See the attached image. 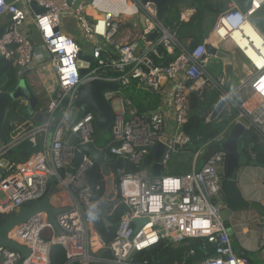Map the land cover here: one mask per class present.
<instances>
[{
	"label": "built area",
	"instance_id": "built-area-1",
	"mask_svg": "<svg viewBox=\"0 0 264 264\" xmlns=\"http://www.w3.org/2000/svg\"><path fill=\"white\" fill-rule=\"evenodd\" d=\"M32 6L42 12H34ZM263 8L264 0H249L245 10L230 2L211 28L209 39L189 49L158 20L155 5L142 0H90L88 4L82 0H0V61L12 63L17 81L25 80L35 100V112L46 117L43 124L33 122L27 101L21 97L7 110L5 121L8 115L11 121L6 141H0V160L9 151L15 153L0 177V217L8 221L22 208L38 204L51 187L49 206L62 210L55 216L60 235L55 234L43 212L11 231L7 238L29 255L23 258L0 247V264H50L55 246L64 250L66 264H131L133 255L160 242L176 248L196 239L205 240L212 249L209 258L196 264H249L248 258L234 253L220 217L226 207L223 182L227 154L222 150L206 154L213 144L221 145L236 124L254 131L264 146V35L252 22ZM194 14L188 7L178 14V22H188ZM68 18L92 43L89 55L98 65L91 68L92 64L84 77L77 66L83 48L62 30V22ZM242 23H249L261 37L262 48L248 44L254 57L237 48L230 38ZM152 34L158 37L149 41ZM215 42L229 45L244 60L245 77L233 90L226 88L223 74L215 77L210 73V62L216 58L206 55L205 47ZM158 49L170 58L166 64H156ZM92 80L120 86L117 91L103 93L114 117L107 140L114 145L100 146L104 138L97 137L95 116L89 108L79 109L74 121L66 124L79 87ZM131 83L135 84L132 89ZM147 89L158 95L160 104L140 112L134 104L138 102L137 91ZM210 93L216 94V101L204 123L212 121L218 102L224 103L221 115L232 119L220 136L191 152L186 161L189 170L171 174L169 162L184 158L192 146L193 140L184 131L191 97L202 101ZM156 143L166 149L157 178L150 175L153 162L145 166ZM23 144L30 146L31 154L18 161L20 151L16 149ZM88 144L109 158L107 175L88 154L76 160L79 148ZM114 161L122 166L114 167ZM94 167L104 182L99 197L100 188H92L86 178ZM92 210H98L101 219L110 224L118 219L110 241L101 238L92 217L86 215ZM257 223L258 251L264 260V218ZM193 254L189 251L185 260Z\"/></svg>",
	"mask_w": 264,
	"mask_h": 264
},
{
	"label": "water",
	"instance_id": "water-1",
	"mask_svg": "<svg viewBox=\"0 0 264 264\" xmlns=\"http://www.w3.org/2000/svg\"><path fill=\"white\" fill-rule=\"evenodd\" d=\"M71 1L72 0H69V2ZM142 2L152 3L155 5V7L157 8V18L160 22H163L166 15L174 9L191 6L190 0H142ZM31 9L36 13L42 12V10L36 9L35 6H32ZM139 21L142 23V17L139 18ZM157 37V34H152L151 36H149L148 40L154 41ZM205 50L206 55L215 56L217 62L222 64V74L225 78L226 83H228L232 74L230 55L222 49L214 48L211 45H206ZM157 54L160 56L162 54L161 50L158 49ZM77 58V66L80 69L79 74L81 77H84L88 73L90 66L94 62L93 57L89 54H86L84 51H80ZM119 88L120 86L116 82H107L104 80H92L90 82L82 84L77 91L76 101L66 124L70 125L74 121L79 109H81L82 107L89 108L93 111L95 116L94 126L96 129L97 137L99 139L103 138V136L109 132L114 118L110 107L104 100L103 93L105 91H117L119 90ZM147 91L153 93L151 89H147ZM20 97L24 98L27 101V112L33 117V122L41 124L46 122V117L43 114L35 112V100L31 95L25 80L20 79L11 92L0 93V141H6L7 139V132L5 129V117L7 110L13 100ZM223 107V102H218L216 104L212 115L213 120H215L219 116ZM244 134L245 130L243 129V127L236 124L231 128L226 139L220 145V150L224 151L227 154L223 182V191L226 197V207L220 211V217L222 222L227 227V234L229 237L233 236V232L230 228V220L238 210H251L258 213L264 218V206L260 203L250 202L246 200L237 182V173L242 167L249 166L253 168H259L264 171L263 164L248 161L242 154L239 142ZM29 149L30 146L28 144H23L20 145L16 149V151ZM165 152L166 149L164 146L158 143L153 146L151 150L153 164L150 169V175L152 177L157 178L161 175V162L164 159ZM14 153V151H9L0 160V177L4 174V170L7 169L9 160L13 157ZM81 154H88L97 164L101 165L103 174H108L105 163L108 162L109 158L100 153L93 144L81 146L78 153L76 154V160L79 159ZM53 191L54 188L51 187L38 204L31 207L22 208L15 217L6 221L0 227V247L16 251L21 254L23 258L27 257L29 255V252L25 248L10 241L7 238V235L15 228L21 227L22 225L27 223L31 218L35 217L36 214L42 212L46 213L48 223L52 226L55 234L60 235L61 231L57 226L55 216L61 213L62 210L53 209L49 206V200L53 194ZM104 209L105 204H102L100 207L101 213L104 212ZM102 222L107 227L111 226V224L106 219H102ZM240 256L247 258L244 255Z\"/></svg>",
	"mask_w": 264,
	"mask_h": 264
},
{
	"label": "trees",
	"instance_id": "trees-1",
	"mask_svg": "<svg viewBox=\"0 0 264 264\" xmlns=\"http://www.w3.org/2000/svg\"><path fill=\"white\" fill-rule=\"evenodd\" d=\"M190 1L191 6L189 8H193L195 10V14L189 19L188 22H178V14L175 12L174 20L176 21V25L174 32L179 41L183 43L189 42L188 47L189 49H192L207 39V36L215 24L218 16L227 9V5L230 0ZM174 11L175 10L169 12L166 15L164 19L165 22H171L170 20L172 19V12ZM168 61H170V58H168L164 64H166ZM91 68H98V65L93 64ZM103 68L104 67H102L101 70ZM16 73L17 70L14 68L12 63L4 60L0 61V91L11 92L15 88L18 82ZM130 86L131 87L129 88L132 89L135 84L131 83ZM215 99L216 94L214 93L205 94L202 101L198 100L194 96L191 97L188 123L184 127V131L193 140L192 146L188 149L189 152H194L198 147L208 140H214L220 136L225 131L232 119L231 116L228 119L218 118L209 122L208 124L204 123L203 118L208 112L211 111L213 104L215 103ZM134 104L137 106L140 112L156 108V105L149 107L139 102H134ZM10 121L11 116L8 115L5 121V128L7 131ZM258 141L259 138L254 131H245V134L240 139L239 146L242 154L244 156L246 155L245 158L248 161L258 162L264 165V146L260 145ZM99 144L100 146L103 145V147H106L107 145H114L115 143L104 139L103 141H100ZM218 150H220V145L215 143L208 148L206 156L208 157ZM30 154V151L22 150L19 152L17 160H25ZM145 162V166H149L152 162V158L147 157ZM113 166L120 167L122 166V162L114 161ZM181 173L183 172H175L171 174L179 175ZM86 178L88 184H90L92 188H100V191L96 194L97 197H99L104 191V182L102 180L100 170L97 167L88 170L86 173ZM86 215L92 217L95 228L104 241L108 242L113 238L114 230L118 222L117 218H115V220H111V227L107 228L102 222L101 214L98 210L86 212ZM6 219L7 218L5 217H0V227L4 224ZM189 251H193L194 254L186 261L184 257ZM104 255L108 256L107 253H104ZM211 255V247H209L205 240L202 239L184 241L176 248L172 247L166 242H160L147 251L133 255L131 264H196L204 261ZM49 258L50 264H66L65 252L59 246H55L51 249ZM248 261L249 264H259L258 261L255 262L250 258H248Z\"/></svg>",
	"mask_w": 264,
	"mask_h": 264
},
{
	"label": "crops",
	"instance_id": "crops-1",
	"mask_svg": "<svg viewBox=\"0 0 264 264\" xmlns=\"http://www.w3.org/2000/svg\"><path fill=\"white\" fill-rule=\"evenodd\" d=\"M230 2H233L236 6L241 8L242 10H245L249 5V0H230ZM228 6V5H227ZM188 7H181L178 8V14L180 12H183ZM252 22L255 26L258 27V29L262 32L264 35V28H262V23H264V8L260 10L258 13H256L252 19ZM72 35V34H71ZM73 37V35H72ZM75 38V37H73ZM207 39H209V34L207 36ZM77 41V39L75 38ZM206 40V39H205ZM79 42V41H78ZM187 45L189 42H186ZM214 48H219L228 53L232 56L234 54L233 52H230L227 47H230L226 44H220L218 42L214 43ZM90 54V53H89ZM238 54V53H237ZM239 55V54H238ZM240 56V55H239ZM241 57V56H240ZM242 58V57H241ZM168 58L164 55H158V59H155L156 64H164L165 61ZM211 63L215 65V70H213V67H211L210 73L217 77L218 75L222 74V64L217 62V60H211ZM244 60L242 64V75H236L234 81L232 82L235 86H233V89L238 86V84L244 79ZM219 69V70H218ZM227 84H230L231 78ZM231 86V85H229ZM228 86L230 90H233ZM140 91V90H139ZM144 96H139L138 102L147 106L156 105V108L159 106L160 101L157 94L150 93L147 91L145 93V98L143 100ZM143 100V102H140ZM216 101V100H215ZM154 110V109H152ZM221 115V112L219 116L216 118L218 119ZM215 119V120H216ZM213 121V119H212ZM237 182L238 186L244 196V198L250 202H257L264 206V171L259 168H253L249 166H245L240 168V170L237 173ZM260 216L258 213L253 212L251 210H238L235 212L233 217L230 220V228L233 232V236L230 237V241L232 244L233 251L236 255H244L251 260L258 261L259 263H264V260L261 258L262 254L258 251L259 247V229L257 227L258 223L257 221L260 219ZM233 242L237 246V249L233 247Z\"/></svg>",
	"mask_w": 264,
	"mask_h": 264
},
{
	"label": "rangeland",
	"instance_id": "rangeland-1",
	"mask_svg": "<svg viewBox=\"0 0 264 264\" xmlns=\"http://www.w3.org/2000/svg\"><path fill=\"white\" fill-rule=\"evenodd\" d=\"M76 2L77 1H80V0H75ZM82 1H84V2H86L87 4L90 2V0H82ZM175 11L174 12H172L173 14H172V19L170 20L171 22H169V21H166L165 22V20L163 21V23H164V25H165V27H167L168 29H169V31H171V32H174V30H175V26L173 25V23H175L176 24V21L174 20V17H175V12L177 13L178 11V8H176V9H174ZM178 14V13H177ZM171 18V17H170ZM262 28H264V23H262V26H261ZM62 30L66 33V34H72L73 35V37H75L76 39H77V41H79V44L82 46V48H83V51L86 53V54H89V53H91V51H92V43L89 41V40H87L86 38H84L82 35H81V33L79 32V30H78V27L76 26V24H75V22H74V20H72V19H70V18H68V19H66V20H64L63 22H62ZM175 33V32H174ZM71 35V36H72ZM187 43L185 42V45H186ZM228 48V50L230 51V52H233L234 54H232V56L230 55V58H231V65H232V78H231V82H230V84H227L226 83V88L228 89V90H230L229 88H228V86L229 85H231L232 86V88H231V86H229L231 89H233V86H235L232 82L234 81V79H235V76L236 75H242V64H243V59L237 54V52H235L234 51V49L233 48H231V47H227ZM211 67H213V70H215V65L213 64V63H211V66H209V68H211ZM219 70V69H218ZM27 84H28V80H27ZM137 93H138V95L139 96H141V97H143L144 96V98H145V93L146 92H144V91H137ZM144 98H143V100H144ZM143 100H141L140 102H143ZM10 113V112H9ZM21 114H25V111H23ZM219 118H222V119H228V118H230V116H227L226 114H222V115H220V117ZM109 137V134L108 133H106L104 136H103V138L104 139H107ZM103 141V140H102ZM191 155H192V153L191 152H189V153H187L186 155H184L185 157L184 158H181V157H183V156H179V157H175V159L174 160H171L170 162H169V164H168V166H169V170H168V172H171V173H175V172H185V171H187V170H189L190 169V166L188 165V163H186V161H187V159H189L190 157H191ZM179 164H182L181 166H179L178 167V165ZM201 165V161H200V164L198 165V166H200ZM1 197V196H0ZM233 247L235 248V249H237V246L235 245V243L233 242ZM252 256H254V261L256 262V260H255V255H253L252 254ZM259 264H264V263H259Z\"/></svg>",
	"mask_w": 264,
	"mask_h": 264
},
{
	"label": "bare ground",
	"instance_id": "bare-ground-1",
	"mask_svg": "<svg viewBox=\"0 0 264 264\" xmlns=\"http://www.w3.org/2000/svg\"><path fill=\"white\" fill-rule=\"evenodd\" d=\"M230 38L237 48L244 50V52L250 57H254V53L248 47L249 43L253 42L254 48H262L260 41L261 37L249 23H242L240 26H238L230 33ZM57 193H59V191H57L56 194ZM54 199V197L51 199L52 203L54 202Z\"/></svg>",
	"mask_w": 264,
	"mask_h": 264
},
{
	"label": "snow or ice",
	"instance_id": "snow-or-ice-1",
	"mask_svg": "<svg viewBox=\"0 0 264 264\" xmlns=\"http://www.w3.org/2000/svg\"><path fill=\"white\" fill-rule=\"evenodd\" d=\"M261 88L264 89V83L261 84Z\"/></svg>",
	"mask_w": 264,
	"mask_h": 264
}]
</instances>
